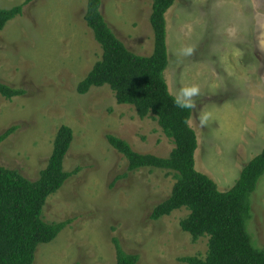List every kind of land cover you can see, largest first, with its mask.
I'll use <instances>...</instances> for the list:
<instances>
[{
	"label": "rangeland",
	"instance_id": "obj_1",
	"mask_svg": "<svg viewBox=\"0 0 264 264\" xmlns=\"http://www.w3.org/2000/svg\"><path fill=\"white\" fill-rule=\"evenodd\" d=\"M0 0L4 10L24 4L21 15L0 31V83L25 94L0 96V165L36 181L46 167L58 128L73 132L63 161L79 168L46 199L42 219L71 220L48 244L37 246L33 264H115L116 239L137 264H185L204 258L207 238L193 242L179 223L180 209L151 220L166 200L174 174L161 169L128 172L125 158L107 135L143 155L167 158L174 148L150 115L141 119L116 103L107 87L77 93L78 84L101 58L84 22L87 0ZM150 0H101V14L126 48L148 57L153 51ZM168 66L164 79L175 94L193 85L190 127L197 139L194 168L219 192L236 182L264 144V0H175L165 14ZM246 230L264 249V175L249 197Z\"/></svg>",
	"mask_w": 264,
	"mask_h": 264
},
{
	"label": "trees",
	"instance_id": "obj_2",
	"mask_svg": "<svg viewBox=\"0 0 264 264\" xmlns=\"http://www.w3.org/2000/svg\"><path fill=\"white\" fill-rule=\"evenodd\" d=\"M32 0H27V4ZM149 18L153 32V51L148 57L130 52L118 40L101 14V0H87L84 22L101 49V58L78 84L77 93L85 95L92 88L107 86L119 105L132 106L141 118L152 116L174 148L167 158L143 155L130 145L107 135L111 148L127 162L128 172L161 169L174 174L175 183L168 198L156 205L151 220L185 209L188 215L179 223L193 242L207 238L204 258L181 259L185 264H264V249L253 246L246 230L250 219L249 197L264 175V144L261 152L241 170L238 179L226 192H219L207 175L194 168L197 139L189 125L191 107L180 108L170 94L164 71L168 66L165 14L175 0H150ZM24 4L0 8V31L21 15ZM24 90L0 83V96L6 100L23 96ZM17 130L12 126L0 134V144ZM73 132L68 126L58 128L46 167L36 181H29L17 170L0 165V264H33L38 245L48 244L71 223V220L47 223L42 219L46 199L57 192L79 168L65 172L63 161ZM115 264H137L138 257L125 252L116 239Z\"/></svg>",
	"mask_w": 264,
	"mask_h": 264
},
{
	"label": "clouds",
	"instance_id": "obj_3",
	"mask_svg": "<svg viewBox=\"0 0 264 264\" xmlns=\"http://www.w3.org/2000/svg\"><path fill=\"white\" fill-rule=\"evenodd\" d=\"M199 91L198 86L193 85L187 89H182L175 94V104L180 108L192 107L191 98Z\"/></svg>",
	"mask_w": 264,
	"mask_h": 264
}]
</instances>
